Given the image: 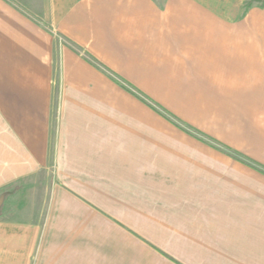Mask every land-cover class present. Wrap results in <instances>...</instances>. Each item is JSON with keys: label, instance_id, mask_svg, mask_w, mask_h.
<instances>
[{"label": "crops", "instance_id": "crops-1", "mask_svg": "<svg viewBox=\"0 0 264 264\" xmlns=\"http://www.w3.org/2000/svg\"><path fill=\"white\" fill-rule=\"evenodd\" d=\"M0 264H264V0H0Z\"/></svg>", "mask_w": 264, "mask_h": 264}, {"label": "rangeland", "instance_id": "rangeland-1", "mask_svg": "<svg viewBox=\"0 0 264 264\" xmlns=\"http://www.w3.org/2000/svg\"><path fill=\"white\" fill-rule=\"evenodd\" d=\"M162 114H164V116L165 117H168L169 118V115L167 114V113H165V112H163V111H160ZM173 121V123L175 124V125H177V127L179 126V123L178 122H176L175 120H172ZM180 127V126H179ZM183 129H185V132H192V133H195V134H198L199 136H201V137H203L209 144H210V146L212 147V148H215V149H218V150H223V151H225L226 152V150H231V149H228V148H226V147H224V146H222L221 144H219V143H217V142H215V141H213L212 139H209L208 137H206V136H204V135H202V134H200L198 131H195L194 129H191V127H182ZM232 151V150H231ZM238 156L239 155H241V154H237ZM242 156V155H241ZM231 157V156H230ZM233 158V157H232ZM245 157H241V159H238V158H236V157H234V159H237V160H241V161H243V163H246V164H248V161H247V159H244ZM39 177H41V176H39ZM40 193H41V191H40ZM37 197H39V198H37V205L35 206V209H37V213H38V216H40V214H42L43 213V208H44V201H43V199H42V195L41 194H37Z\"/></svg>", "mask_w": 264, "mask_h": 264}, {"label": "trees", "instance_id": "trees-1", "mask_svg": "<svg viewBox=\"0 0 264 264\" xmlns=\"http://www.w3.org/2000/svg\"><path fill=\"white\" fill-rule=\"evenodd\" d=\"M226 153H227V155H229V156H231V157H233V158L236 157V158H238V159H241V157H242L241 155L238 156V155H237L238 153H236V152L233 151V150H232V151H231V150H226Z\"/></svg>", "mask_w": 264, "mask_h": 264}]
</instances>
